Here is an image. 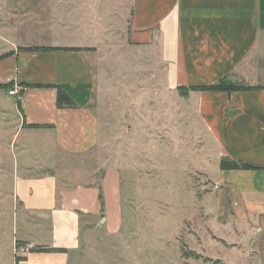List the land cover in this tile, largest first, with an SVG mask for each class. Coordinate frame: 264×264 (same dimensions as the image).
I'll return each mask as SVG.
<instances>
[{"label": "crops", "instance_id": "0c3cea01", "mask_svg": "<svg viewBox=\"0 0 264 264\" xmlns=\"http://www.w3.org/2000/svg\"><path fill=\"white\" fill-rule=\"evenodd\" d=\"M115 2L114 10L124 8L122 0ZM7 7L0 3V10ZM50 7L58 22L49 29L43 21L32 25L56 35L16 42L0 35V55L12 52L0 58V84L9 83L0 88V264L6 249L12 264H69L82 229L108 223L119 171L109 165L97 178L99 146L116 136L111 133L120 112L129 137L146 131L148 64L159 96L164 89L178 93V86L201 87L222 78L262 86L176 94L192 111L186 116L202 125L204 138L201 132L198 137L216 163V186L233 210L231 222L251 224L264 235V0H129L119 35L98 27L95 0L51 1ZM114 13H104L106 23ZM118 41L124 44L116 48ZM117 56L144 77L125 86L120 101L112 97L108 71ZM33 85H58L75 105L58 107L55 86ZM16 86L19 97L8 92ZM222 157L253 168L221 170Z\"/></svg>", "mask_w": 264, "mask_h": 264}, {"label": "rangeland", "instance_id": "374dc122", "mask_svg": "<svg viewBox=\"0 0 264 264\" xmlns=\"http://www.w3.org/2000/svg\"><path fill=\"white\" fill-rule=\"evenodd\" d=\"M51 1L74 5L83 0H0L8 6L0 10V35L15 42L35 35H56L51 30L42 34L40 24L32 25L43 21L49 29L58 22L52 19L56 10L50 7ZM95 2L101 8L98 27L111 29L116 35L124 33L129 0H122L124 8L119 10H114L115 0ZM104 13H114L115 18L106 23ZM122 44L116 42V48ZM113 61L117 64L108 70L114 77L112 97L120 101L124 87L142 82L144 77L135 64L127 68L118 56ZM147 70L146 131L129 137L120 112L111 133L116 136L98 145L97 178L100 173L105 175L109 165L119 171L118 185L113 187V212L107 224L90 223V229H82L80 248L70 256L69 264H264L262 230L231 222L233 210L225 191L216 186V163L207 158L212 156L203 142L202 125L192 120V111H186L187 103L175 91H161V107L149 64ZM199 132L203 138L198 137ZM9 251L6 249L5 264H12Z\"/></svg>", "mask_w": 264, "mask_h": 264}, {"label": "trees", "instance_id": "16d2710c", "mask_svg": "<svg viewBox=\"0 0 264 264\" xmlns=\"http://www.w3.org/2000/svg\"><path fill=\"white\" fill-rule=\"evenodd\" d=\"M20 50H27V51H36V50H43L47 49L45 47H20ZM69 49V48H66ZM70 50H74L73 48H70ZM12 54V52H7L2 55H0V58L6 57L8 55ZM33 86H55L57 88L56 93V104L58 107H72L75 105V102L73 99L58 85H33ZM9 87V83L0 84V88ZM262 86H247L240 84L238 82H233L229 80L228 78H222L218 82L210 85H205L201 87L197 86H191V87H184V86H178L177 91L181 96H186L188 90H211V91H218V90H224V91H235V90H249L252 88H261ZM264 87V86H263ZM31 127H38V126H31ZM219 168L221 170H229V169H252L253 166L244 163L242 161H238L235 159H232L230 157H222L219 161ZM99 200L101 204L103 203L102 194L99 193ZM34 251H61L63 249L61 248H36L33 249ZM193 253V252H191ZM195 257H198L196 253H193ZM16 263L21 260V257L15 258Z\"/></svg>", "mask_w": 264, "mask_h": 264}, {"label": "built area", "instance_id": "2783aa9c", "mask_svg": "<svg viewBox=\"0 0 264 264\" xmlns=\"http://www.w3.org/2000/svg\"><path fill=\"white\" fill-rule=\"evenodd\" d=\"M10 94L15 95L16 97L20 96L21 88L20 87H14L8 91Z\"/></svg>", "mask_w": 264, "mask_h": 264}, {"label": "water", "instance_id": "95a60500", "mask_svg": "<svg viewBox=\"0 0 264 264\" xmlns=\"http://www.w3.org/2000/svg\"><path fill=\"white\" fill-rule=\"evenodd\" d=\"M103 220V218L101 219V221Z\"/></svg>", "mask_w": 264, "mask_h": 264}]
</instances>
